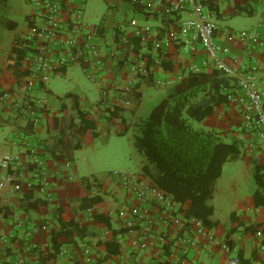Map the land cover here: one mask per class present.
<instances>
[{
	"label": "crops",
	"instance_id": "0c3cea01",
	"mask_svg": "<svg viewBox=\"0 0 264 264\" xmlns=\"http://www.w3.org/2000/svg\"><path fill=\"white\" fill-rule=\"evenodd\" d=\"M25 1L33 8L24 15L26 27L20 29L17 18L5 17L0 20V183H4L0 187V207L8 212L7 215L0 214V264H18L19 259H24L26 264H50L48 255L53 251V227L59 225L60 221H73L85 231H69L67 236L60 238L63 243L55 264H90L88 260L94 258L99 264H166L164 259L152 257L149 250L138 248L135 244L138 232L130 234L122 227L117 215L118 200L124 194L121 184L112 179L105 182L93 174L79 176L70 156L74 150L86 149L93 140L98 139L101 136L100 127H103L104 136L108 138L114 129L113 124L121 123L122 118L126 123H121L120 128L125 129L127 126L128 130L132 129L135 133L136 125L146 119L139 117L146 88L165 87L169 91L190 72L192 65L202 67V70L217 67L208 58L203 45L192 39V34L185 39L173 41L170 47H164L168 30L182 18L172 10V0H164L161 12L155 16H148L146 10L149 7L141 3L105 0L108 8L99 23L90 22L85 15V19L94 25V32L98 34L96 41L109 44V35L116 33L118 36L104 67L93 74L86 71L82 64L72 63L55 75L65 76L69 68L81 66L88 77L96 81L100 90L99 100L103 94L105 104L98 103L99 100L87 103L79 93H73L78 96L81 107L88 111V117L96 122L97 128L82 134L78 130L79 119L69 117V113L75 109L69 106L62 111L61 98L67 93L59 95L55 102V96L47 84L36 91L40 102L37 110L42 119L39 126L33 128L29 116L14 106L19 96L16 83L25 80L26 73L24 53L20 59L12 50L16 40L27 33L34 22V5L29 0ZM203 1L211 2L216 7V37L225 49L222 56L226 63L241 75L254 76L264 89V0ZM4 9L12 11L7 0H0V11ZM259 13L261 19L257 21L253 32L243 34L232 27L231 23L237 18L252 23ZM182 16L185 18L191 16V13L186 12ZM148 19L156 21L151 26L160 32L158 37L143 42L135 37L134 31L137 25H144ZM256 34L259 35V42L253 41ZM207 59L209 66L203 65ZM162 61L179 67L168 70L163 67ZM143 63L150 70L148 76L139 75L133 70ZM223 73L229 80L223 91L229 92L237 78ZM65 103L69 101L65 99ZM107 105H118L124 109L111 123L104 117L103 109ZM71 123L77 125L76 132L71 131L76 128L71 127ZM192 125L215 132L225 142L237 139L241 153L235 160L228 162L242 161L246 178L253 186L244 199L236 203L224 222L215 215L213 198L208 201L213 214L210 216L211 224L207 227L218 239L227 241L233 248L230 253H226L222 247L203 240L189 255V264H237L241 245L250 264H264V252L260 248L264 233L245 231L246 226L264 224V207H255L253 203L256 183L253 171L248 166L253 161L264 162V144H252V139L243 131L241 103L230 102L228 97L225 103L215 105L212 114L201 122L193 120ZM76 143L81 144L80 148H75ZM26 144L40 155L46 172L39 174L33 166L16 172L14 180L20 183L21 189L15 191L9 180L12 172L2 166L1 161L20 153ZM141 156V164L136 172L150 180L142 173L145 158ZM71 172L74 177L72 180L69 179ZM83 197H98V201L92 207L82 208ZM233 213L236 219L232 218Z\"/></svg>",
	"mask_w": 264,
	"mask_h": 264
},
{
	"label": "built area",
	"instance_id": "2783aa9c",
	"mask_svg": "<svg viewBox=\"0 0 264 264\" xmlns=\"http://www.w3.org/2000/svg\"><path fill=\"white\" fill-rule=\"evenodd\" d=\"M147 5L148 16L158 15L164 0H129ZM34 5L33 21L29 30L18 42L24 53L25 80L16 83L18 99L15 108L30 118L33 128L41 123L42 115L37 110L39 99L36 91L48 83L52 76L61 73L72 63H80L93 74L104 67L106 59L117 42L116 33L108 36V43L98 42L94 25L85 19V0H29ZM172 10L182 18L167 32L164 47H170L173 41L192 39L201 43L212 64L227 75L236 77V86L227 92L230 102L241 103V123L243 131L252 139V144H264V89L252 75H241L237 69L229 66L222 53L225 49L217 41V13L208 8L203 0H172ZM189 12L191 16L183 18ZM160 31L151 25H137L134 35L143 42L158 37ZM259 42V35L253 37ZM103 43V44H102ZM264 44V41H262ZM101 46H104L105 49ZM105 52V54H102ZM209 66V60L203 62ZM133 70L142 76H148L150 70L143 63ZM202 67L192 65L190 71H200ZM1 165L12 172L9 180L15 191L21 189L14 180L18 171L35 167L39 174H45L44 161L33 147H26L18 154L2 159ZM72 172L69 179H73ZM112 180L118 181L124 194L117 204V215L121 225L128 233L138 232V248L149 250L152 257L162 258L168 264H189V255L201 242L207 241L216 247H222L230 253L232 245L221 241L205 223L196 217L187 218L183 205L175 201L173 194L138 172L110 173ZM4 183H0L3 187ZM264 252V241L260 242ZM90 264H99L96 258L88 260ZM18 264H26L19 259Z\"/></svg>",
	"mask_w": 264,
	"mask_h": 264
},
{
	"label": "trees",
	"instance_id": "16d2710c",
	"mask_svg": "<svg viewBox=\"0 0 264 264\" xmlns=\"http://www.w3.org/2000/svg\"><path fill=\"white\" fill-rule=\"evenodd\" d=\"M204 4L217 12L213 3L204 2ZM116 37L118 40L117 34ZM17 41L19 42L20 39L14 43L12 52L17 53V57L22 59L23 50L16 45ZM162 65L168 70H176L179 67L165 61H162ZM228 84L229 80L220 69L190 71L171 87L162 100L153 107L149 116L136 125L132 139L135 148L145 158L142 173L159 187L173 194L175 201L183 205L187 218H199L206 226L211 224L210 216L213 214V208L208 205V201L214 196L216 180L222 174L223 164L235 160L241 153L240 142L237 139L225 142L215 132L193 126L192 121L201 122L214 112L215 105L226 102L227 92L223 91V87ZM235 86L236 82L230 90ZM65 99L69 101L68 104L65 103ZM105 100L102 94L98 103L105 104ZM61 106L62 111L69 106L75 109L79 119L78 130L82 134L97 128L96 122L88 117V111L81 107L76 93L69 92L62 97ZM103 110L106 121L111 123V120L118 118L124 109L118 105H107ZM121 123H126L124 118L121 119ZM121 123L113 124V130L117 134H125L128 130L127 126L121 129ZM74 126L77 125L71 123V127ZM94 135L97 136V133ZM80 146L79 143L75 144V148ZM248 166L253 171L256 183L252 195L254 206L264 207V162L254 161ZM97 198L83 197L81 207H92L93 203L98 201ZM1 213L8 214L4 207H0ZM232 218L236 219L235 213ZM69 231L81 233L85 229L80 228L73 221H60L59 225H54L53 251L48 255L50 264H55L63 243L60 238L67 236ZM245 231L255 234L264 233V224L246 226ZM165 263L168 264L167 261ZM237 264H250V260L244 256L242 245Z\"/></svg>",
	"mask_w": 264,
	"mask_h": 264
},
{
	"label": "rangeland",
	"instance_id": "374dc122",
	"mask_svg": "<svg viewBox=\"0 0 264 264\" xmlns=\"http://www.w3.org/2000/svg\"><path fill=\"white\" fill-rule=\"evenodd\" d=\"M7 4L12 8V11L7 9L0 11V20H3L5 17L9 19L17 18L20 29L26 27L27 22L24 19V15L33 9L32 5L28 4L25 0H7ZM85 6V15L88 16L90 22L93 23H99L108 8L105 0H87ZM127 11L131 14V11ZM121 15L124 16L123 13ZM260 16L261 14L255 16L252 23L242 20L243 18H237L236 21L231 24L235 30L247 34L253 32L257 21L261 19ZM154 22L156 21L148 19L145 20L143 24L153 25L155 24ZM102 54H105V52H102ZM47 85L51 88V92L55 96V100H53L55 102L59 95L68 92L79 93L86 99L87 103H94L99 100L100 97L98 84L88 77L81 66L69 68L65 76H52ZM167 92L165 87L146 88L139 117L141 119L147 118L153 107L162 100ZM69 115L70 118H78L76 111L69 113ZM0 130H2L1 126ZM71 131L76 132L77 127L71 129ZM104 133L105 130L103 127H100L101 136L98 139L93 140L88 148L76 149L71 154L70 157L77 169V174L79 176L93 174L106 182L111 180V172H136L141 164L142 156L133 145L132 137L134 131L130 129L125 134H117L112 129L108 138L104 136ZM245 171V164L242 161H227L222 166V174L216 180L213 197V203L216 207L215 215L218 216L222 222L231 215L236 203H238L240 199H244L250 189L252 190L253 184H250L246 178Z\"/></svg>",
	"mask_w": 264,
	"mask_h": 264
}]
</instances>
